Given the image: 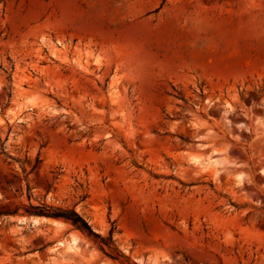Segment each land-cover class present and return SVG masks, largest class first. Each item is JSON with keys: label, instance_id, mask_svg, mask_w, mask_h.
Instances as JSON below:
<instances>
[{"label": "rangeland", "instance_id": "obj_1", "mask_svg": "<svg viewBox=\"0 0 264 264\" xmlns=\"http://www.w3.org/2000/svg\"><path fill=\"white\" fill-rule=\"evenodd\" d=\"M6 202L128 260L20 209L0 264H264V0H0Z\"/></svg>", "mask_w": 264, "mask_h": 264}, {"label": "trees", "instance_id": "obj_2", "mask_svg": "<svg viewBox=\"0 0 264 264\" xmlns=\"http://www.w3.org/2000/svg\"><path fill=\"white\" fill-rule=\"evenodd\" d=\"M28 200L31 195L28 191ZM22 209L24 216H39L49 219L62 220L68 223L74 230L83 234L97 249L107 258L114 261H119L121 258L128 260L125 256L118 251L113 244L112 231L109 232L107 237H102L94 231L88 220L75 210L71 208L52 207L46 204L19 206L10 202L0 203V218L16 216L19 210Z\"/></svg>", "mask_w": 264, "mask_h": 264}, {"label": "bare ground", "instance_id": "obj_3", "mask_svg": "<svg viewBox=\"0 0 264 264\" xmlns=\"http://www.w3.org/2000/svg\"><path fill=\"white\" fill-rule=\"evenodd\" d=\"M194 159H197V158L193 157V160ZM39 221L49 222V223L55 225L56 227H63V226H65V224L62 221L56 220V219H48V218H44V217H37L34 222L36 224ZM71 243L73 244V242H71Z\"/></svg>", "mask_w": 264, "mask_h": 264}, {"label": "water", "instance_id": "obj_4", "mask_svg": "<svg viewBox=\"0 0 264 264\" xmlns=\"http://www.w3.org/2000/svg\"><path fill=\"white\" fill-rule=\"evenodd\" d=\"M37 217H39V216H30L29 217V221H30V223H29V227H32V226H34L35 225V219L37 218ZM25 221H24V219L21 221V224H25L24 223Z\"/></svg>", "mask_w": 264, "mask_h": 264}]
</instances>
